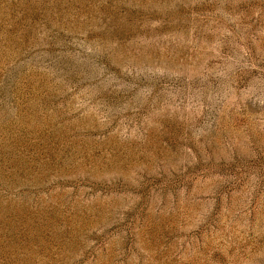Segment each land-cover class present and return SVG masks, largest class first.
<instances>
[{"label": "rangeland", "instance_id": "374dc122", "mask_svg": "<svg viewBox=\"0 0 264 264\" xmlns=\"http://www.w3.org/2000/svg\"><path fill=\"white\" fill-rule=\"evenodd\" d=\"M0 264H264V0H0Z\"/></svg>", "mask_w": 264, "mask_h": 264}]
</instances>
